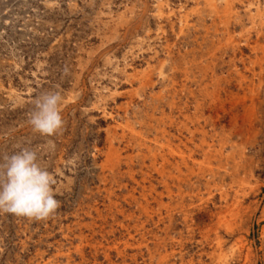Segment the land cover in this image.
<instances>
[{"label":"rangeland","instance_id":"obj_1","mask_svg":"<svg viewBox=\"0 0 264 264\" xmlns=\"http://www.w3.org/2000/svg\"><path fill=\"white\" fill-rule=\"evenodd\" d=\"M24 147L60 207L0 213V264H264V0H0V160Z\"/></svg>","mask_w":264,"mask_h":264},{"label":"clouds","instance_id":"obj_2","mask_svg":"<svg viewBox=\"0 0 264 264\" xmlns=\"http://www.w3.org/2000/svg\"><path fill=\"white\" fill-rule=\"evenodd\" d=\"M28 125L41 136H56L64 127L60 91H45L32 101ZM48 148L54 149L49 141ZM56 180L42 164L37 149L28 147L0 160V213L46 220L55 215L60 202L55 198Z\"/></svg>","mask_w":264,"mask_h":264},{"label":"bare ground","instance_id":"obj_3","mask_svg":"<svg viewBox=\"0 0 264 264\" xmlns=\"http://www.w3.org/2000/svg\"><path fill=\"white\" fill-rule=\"evenodd\" d=\"M199 148V147H198ZM115 246V245H114Z\"/></svg>","mask_w":264,"mask_h":264}]
</instances>
